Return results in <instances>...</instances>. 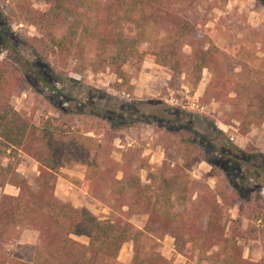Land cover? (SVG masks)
Returning <instances> with one entry per match:
<instances>
[{
  "label": "trees",
  "instance_id": "16d2710c",
  "mask_svg": "<svg viewBox=\"0 0 264 264\" xmlns=\"http://www.w3.org/2000/svg\"><path fill=\"white\" fill-rule=\"evenodd\" d=\"M43 1V8L38 9L29 0H12L5 17L38 28L53 57L46 73L37 65L41 59L25 55L22 52L25 46L20 49L26 37L16 42L5 35L1 27L4 14L0 11L1 42H6L12 51L0 57V186L9 184L18 189L17 194H0V264H124L118 260V254L128 241L133 251L128 264H173L157 249L158 241L165 235L174 239L179 254L196 257L198 264H264V252L258 260L243 256L236 231L226 223V206L222 202L223 193L228 191L226 186L212 188L188 173L193 162L205 159L213 170L222 171L227 187L238 196L248 184L245 172L264 185L260 167L250 162L255 155L233 145L213 126L207 133L197 134L196 117L191 111L153 99L157 104L151 110L152 116L161 123L156 131L162 130L163 124L179 128H169L165 133L168 145L182 160L164 161L151 167L148 157H142L133 145L122 149L118 161L108 154L111 146L108 141L102 143L104 140L94 137V133L87 135L50 117H41L35 123L10 102L11 95L28 84L58 91L54 85L57 80H67L66 70L71 61L74 62L71 70L79 74L87 69L96 73L111 68L121 80V87L130 84L124 65L139 69L144 58L151 57L170 70V87L182 77L187 86L194 88L203 70H210L201 99L229 103L237 131L244 135L264 121V70L251 61L225 59L189 17L184 6L194 0ZM88 9H92L91 21L81 17ZM185 46L189 47L188 52ZM256 59H264V53ZM77 88L82 96L77 102L91 106L96 114L109 109L103 101L115 98L83 82ZM95 98L101 105L93 101ZM145 103L137 101V111ZM117 104L109 103L114 107ZM89 110L86 114H93ZM201 145L208 147L210 156L192 155ZM22 153L37 163L34 185L16 172ZM68 155L70 165L85 166L82 180L61 171ZM256 155L264 158L263 153ZM142 160L152 168L147 180L141 179L137 172L136 161ZM231 169L236 170V176L231 177ZM59 176L93 198L100 200L106 193L110 214L99 218L58 198L55 186ZM123 206L128 213L139 210L146 214L142 229L132 224L124 211L116 213ZM253 216L264 228V209L256 210ZM20 227L38 231L31 261L13 257L5 247ZM75 236H85L87 242Z\"/></svg>",
  "mask_w": 264,
  "mask_h": 264
},
{
  "label": "rangeland",
  "instance_id": "374dc122",
  "mask_svg": "<svg viewBox=\"0 0 264 264\" xmlns=\"http://www.w3.org/2000/svg\"><path fill=\"white\" fill-rule=\"evenodd\" d=\"M29 1L35 8L41 9L44 6L43 0ZM11 6L12 0H0V11L4 14L1 27L5 31V35L16 42L26 37L27 39L20 45V49H25V46L26 49L22 51L25 55L29 54L31 58L41 59L38 60L41 62L37 65L41 67V70L43 68V72H45L48 70V65L53 64V57L48 53L46 39L39 33L36 26L20 23L17 20H8L5 16ZM184 7L189 17L209 36L211 41L215 43L217 51L224 55L225 59L239 58L243 61H251L259 70H264V59H256L257 56H262L264 53V0H194L192 4H186ZM81 17L91 21L93 18L92 9L85 10ZM184 50L188 52L189 47L185 46ZM11 52L6 42H1L0 38V57ZM73 64L74 62L71 61L67 67V80L64 82L57 80L54 85L58 91L44 85H39L36 88L29 84L24 85L19 91L11 95V104L21 113L29 116L35 123L41 117H50L54 122L62 123L64 126L71 125L79 128L87 135L94 133V137L104 140L102 143L108 141L111 145L108 154L118 161L121 158L122 149L128 145H133L135 149L141 151L142 157H150L151 155L153 160L152 162L148 161V163L151 167H156L164 161L175 163L182 160V156L168 145V133L165 131L171 127L163 124L162 130L156 131L158 124L161 125V123L160 119L152 116L151 110L157 104L153 102V99H161L168 104L178 105L195 114L194 131L197 134L207 133L209 127L213 126L225 134L233 145L245 149L250 155L254 154L255 156L250 158V162L252 166H259V173L264 175V158L260 159L256 155L257 153L264 154V121L254 126L248 133L241 135L237 131V121L230 116L231 105L229 103L210 98L202 100L203 91L200 96H194L197 88L200 87L201 89L202 87L204 90L210 77V70H203L201 79L194 88L187 86L182 77L175 80L171 88L175 90L174 98L177 97V99L170 101L166 86L163 84V77L165 75L167 77L168 74L171 77V72L167 67L156 64L151 57H145L139 69L135 68L134 65L125 64L124 68L130 79L133 78L134 84L129 82L130 86L122 85L121 87V80L116 77L111 68L96 73L87 69L83 74H79L71 70ZM141 66L144 67L145 72H140ZM79 82L91 85L94 89H103L116 100L113 101L115 99L113 98L103 101L102 104L108 106L109 109L101 114H96L91 106L77 102L76 99L80 98V90L77 88ZM169 83L170 80L168 85ZM134 88L139 93H134ZM64 95H68L70 99ZM93 101L101 105L98 98ZM137 101L146 102L145 107L139 111L136 107ZM193 101L203 108L192 106ZM113 102L119 104L116 107L110 106L109 103ZM87 109H90L89 111L93 114H86ZM171 129L179 128L174 126ZM149 134L152 137H147ZM171 139H174V136ZM192 152L193 156L202 158L211 155L208 147H203V145ZM70 163L72 160L68 155L61 168L63 173H66L65 170L69 168L74 173L71 177L85 173V166L78 164H71V166ZM136 167L141 179L147 180L152 168L146 166L143 160L136 161ZM37 170L35 160L22 153L16 169L17 174L25 177L31 185H34ZM229 172L231 177L237 175L235 169H231ZM188 173L192 178L207 183L212 188L222 189L226 186L228 191L223 193L225 198L222 201L226 206V223L236 231L238 241L243 247V255H248L246 257L248 259L258 260L264 252V228L258 225L253 215L256 210L264 209V185L260 184L261 180H258L256 176H249L248 172H245L248 184L237 196L227 187L222 171L219 168L213 170L210 162L205 159L193 162L188 168ZM61 178L69 181L65 177L61 176ZM117 178H121L120 173L117 174ZM16 188L9 186L5 190L0 189V194L3 192L15 194ZM79 193L81 194V192ZM105 195L106 193L103 195L104 198L102 197L100 200L87 195L83 208L99 218L108 216L110 209L107 206L108 200H106ZM75 199L79 200L81 197L75 195ZM121 211H124L132 224L138 228H143L146 214L139 210L128 213L129 210L126 206H123L121 210L116 209V213H121ZM170 237V235H165L158 241L157 249L160 252L168 255L176 264H198L196 257L186 258L181 254L178 256L179 253L175 250V245L173 244L174 248L171 246ZM75 238L81 242H87L85 236H75ZM34 242L35 244H33ZM37 244L38 231L28 227H20L14 238L8 241L5 247L12 256H15L14 252L24 251L26 253L27 248L30 247V256L32 257ZM118 255L121 256L120 262L124 264L130 262L133 251L129 241L122 245Z\"/></svg>",
  "mask_w": 264,
  "mask_h": 264
},
{
  "label": "crops",
  "instance_id": "0c3cea01",
  "mask_svg": "<svg viewBox=\"0 0 264 264\" xmlns=\"http://www.w3.org/2000/svg\"><path fill=\"white\" fill-rule=\"evenodd\" d=\"M140 72H145V70H144V67H142L141 66V70H140ZM141 75H142V73H141ZM164 79H163V84H165V86H166V90H167V95H168V99L170 100V101H172V100H175V99H177V97L176 98H174L175 97V90L174 89H172L171 87H169V85H168V82H169V80H170V75L168 74L167 75V77H166V75L163 77ZM159 81H161V80H159ZM134 81H133V78H131L130 79V83L131 84H134L133 83ZM183 87H187V86H183ZM156 90V89H155ZM202 91H203V89H202V87H201V89H200V87L199 88H197V90L195 91V93H194V96H200L201 95V93H202ZM133 92L135 93H139V92H137V90L134 88V90H133ZM151 92V91H150ZM149 92V93H150ZM122 94H124V92H122ZM185 97H187L186 95H185ZM147 137H152V135H147ZM153 157L150 155V157H148V161L149 162H152V159ZM62 171V170H61ZM63 172V171H62ZM65 172H66V174H68V175H70V176H72L74 173L72 172V170L69 168V169H66L65 170ZM76 173V172H75ZM83 177H84V174H81V175H77L75 178H78V179H80V180H82L83 179ZM9 186H11V187H14V186H12V185H9V184H7V185H4V186H0V189H3V190H5V189H7ZM79 192H81V194L79 193ZM15 194H17L18 193V189L16 188V191L14 192ZM55 195L58 197V198H60L61 200H65V201H70L74 206H76V207H84L85 206V204H84V201H86V196L88 195L86 192H84L82 189H80L78 186H76L75 184H73L72 182H70V181H67L66 179H63V178H61V176H59L58 178H57V181H56V186H55ZM75 195H79L80 197H81V199H75ZM85 195V196H84ZM138 228V227H137ZM139 229H142V228H139ZM24 236V235H23ZM170 240H171V246L173 247V244H174V239L172 238V237H170ZM131 243V242H130ZM30 244V243H29ZM33 244H35V242L33 243ZM132 245V244H131ZM13 251H14V249H13ZM15 253V256H13V257H15V258H18V259H21V260H24V261H31L32 260V257H33V254H32V257L30 256V247H28L27 248V251H26V253L24 252V251H22V252H14ZM161 254L164 256V257H166L167 259H170V257L168 256V255H165L163 252H161ZM178 256H181L180 254H178ZM243 256H245V257H248V255H243ZM121 258V256L120 255H118V260ZM126 261V260H125ZM128 262V261H127ZM172 263L173 264H176L175 262H173L172 261Z\"/></svg>",
  "mask_w": 264,
  "mask_h": 264
},
{
  "label": "built area",
  "instance_id": "2783aa9c",
  "mask_svg": "<svg viewBox=\"0 0 264 264\" xmlns=\"http://www.w3.org/2000/svg\"><path fill=\"white\" fill-rule=\"evenodd\" d=\"M191 105H192V106L199 107V108H201V109L203 108V106H199V105H198L196 102H194V101L191 103ZM173 248H174V247H173ZM173 251H175V250L173 249Z\"/></svg>",
  "mask_w": 264,
  "mask_h": 264
}]
</instances>
